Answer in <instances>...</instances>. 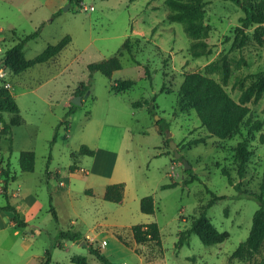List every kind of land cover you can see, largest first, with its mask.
Returning a JSON list of instances; mask_svg holds the SVG:
<instances>
[{
	"label": "rangeland",
	"instance_id": "obj_1",
	"mask_svg": "<svg viewBox=\"0 0 264 264\" xmlns=\"http://www.w3.org/2000/svg\"><path fill=\"white\" fill-rule=\"evenodd\" d=\"M204 2L207 34L196 38L188 33L186 22L169 20L171 8L166 0H0V45L4 51L38 27L40 35L25 45L26 58H33L67 34L72 37L54 58L21 73L3 65L6 77L0 78V84H11L22 120L17 123L14 113L2 115L12 126L13 142L10 149L0 125V171L10 163L9 186L14 189L10 198L18 206L31 205V210L26 214L27 225L18 226L10 223L12 213L0 207V264H42L47 249H51L52 264H78L71 260L75 254L86 255L88 264H103L89 245L120 264H147L146 253L141 255L134 243L127 245L123 240L131 241L128 226L152 221L159 224L162 240L161 249L153 246L150 256L155 264H264V241L257 248L246 245L242 254H234L249 236L259 207L253 194L260 190L264 177V94L259 101L248 103L250 111L240 130L220 139L208 137L195 109L183 107L180 93L184 75L197 71L215 78L238 100L242 89L264 73V24L247 29L241 45L237 29L244 15L242 8L230 0ZM127 37L132 53L124 51L121 69L111 77L90 72L89 63L114 55ZM200 39L208 43L209 52L197 56L192 45ZM225 64L230 68L227 82L223 79ZM128 78L136 80L131 88L112 90L116 81ZM81 83L90 85V94L67 116L69 131L65 123L60 125L52 144L56 126L65 119L70 99ZM143 99H149L150 105H133ZM160 119L169 123L167 130H160ZM257 120L262 122L260 129L255 128ZM168 133L172 135L167 137ZM199 137L206 140L190 143ZM170 139L192 165L190 171L185 170L182 157L176 158ZM243 139L251 157L240 179L235 147ZM82 144L119 154L116 169L122 173L123 165L129 164L134 178L125 200L104 199V181L100 182L97 174L70 170L74 161L71 152ZM31 149L36 156L35 169L23 171L20 153ZM93 159L81 155L79 164L90 169ZM223 168L234 182L241 180L242 191L228 182ZM58 170L71 178L63 189H69L73 201V211L59 205L60 225L76 215L79 230L88 234L79 241L83 244L65 239L63 246L54 245L58 229L49 207ZM3 178L0 175V182ZM175 181V185L164 187ZM88 188L93 194L86 193ZM146 195L155 199L152 214L140 207ZM211 199L210 221L219 230L228 231L229 238L207 245L192 233L178 245L180 232ZM5 201L1 191L0 205ZM53 204L56 208L54 199ZM103 240L107 246H101Z\"/></svg>",
	"mask_w": 264,
	"mask_h": 264
},
{
	"label": "trees",
	"instance_id": "obj_2",
	"mask_svg": "<svg viewBox=\"0 0 264 264\" xmlns=\"http://www.w3.org/2000/svg\"><path fill=\"white\" fill-rule=\"evenodd\" d=\"M134 1V0H131ZM235 4L239 5L244 11V15L239 18L240 26L238 27V33L242 35L240 44H245V31L252 27L253 25L264 24V0H230ZM166 3L171 8V12L168 14V18L171 21H179L187 23V30L191 36L196 38L205 37L207 34V27L203 22V12H204V0H166ZM41 33V27H38L31 33L24 35L19 38L13 46L5 50L4 55V65L9 67L15 73H21L26 69L38 64L47 62L50 59L58 55L71 41V35H65L61 40L56 43L48 44L44 50L33 58H26L24 53V48L26 43L33 38H36ZM256 39L261 43L262 39L256 35ZM208 43L205 40H198L193 43L192 47L194 49V54L197 56L206 54L209 52L207 48ZM132 53V45L130 43V37H127L123 42L122 47L114 55L107 59L99 62H91L88 64L90 72L100 71L108 77L112 76V73L123 67L121 57L124 51ZM230 73V68L227 64L224 67V81L227 82ZM149 74V69L146 68V75ZM136 83V80L128 78L116 81L112 90L116 92H123L131 88ZM90 85L86 83H81L79 87L75 90L74 94H85L89 89ZM180 93L182 97V105L185 108H194L201 124L207 129L209 135L208 137L216 136L220 139H226L230 137L235 131H239L240 127L250 111L248 106L249 102H257L261 99L264 94V73L260 74L255 80H253L249 85L242 89L239 99L233 98L230 93L225 89L224 85L217 81L215 78L203 74L201 72L193 71L187 72L184 75L183 82L180 86ZM155 102V99H153ZM134 106L150 105L149 99L137 100L133 102ZM79 105L69 103V109L66 113L65 119H63L57 126L54 132V137L51 141L53 144L56 141L58 135L59 127L63 123L66 124V129L69 131V120L67 116L71 115L75 108ZM151 110L154 108L152 105ZM4 112L14 113L17 116V123L22 120L20 114V106L15 95L12 93L11 89L4 84H0V125L2 126L1 133L8 136L10 142V149L12 148L13 142V131L11 124L5 122L2 118ZM161 131H165L169 128V123L160 119L157 121ZM256 127L260 129L262 122L260 120L256 121ZM205 137H199L192 139L191 144H198L204 142ZM261 142H264V135L261 136ZM95 150L88 146L87 144H82L77 150L71 152V157L73 158V163L70 165V170L75 171L79 169L80 157L81 155L93 156ZM251 157V151L248 147L247 140L243 139L239 141L235 147V158L237 161V173L241 178L244 177L249 159ZM35 152L33 150L21 151L19 156L20 167L23 171L32 172L35 169ZM183 158V157H182ZM1 167V162H0ZM187 171H190L189 169ZM222 173L228 176V182L235 186V188L242 191L241 180L234 182V179L230 176L229 171L226 168L222 169ZM0 175L4 176L2 190L4 191V196L7 202L0 207L4 210L12 213L11 220L18 226L27 225V221L23 217L22 213L9 201V196L7 194L8 184L11 175L10 163L5 167L1 168ZM49 175V172H48ZM188 182V180H185ZM175 182L169 183L166 186L175 185ZM125 182H114L106 186L104 192V199L121 202L125 194ZM86 193L93 194L91 189H87ZM253 196L258 200L259 207L254 213L252 227L249 236L245 241H242L237 249L235 250V255L242 254V250L246 245L250 247L257 248L260 243L264 241V177L260 186V190L253 194ZM216 197V195L214 196ZM213 203V199L208 202L203 210L193 217V220L186 229L180 232L178 245L184 244L192 233L198 234L200 239L207 245L216 244L225 241L229 238L230 233L228 231H221L210 221L207 214L208 209ZM140 207L142 212L147 214H152L156 210L155 199L152 195H146L141 198ZM50 212L57 224V237L54 245H61V240L68 239L71 241H80L84 238L83 232L80 230L64 229L60 225V219L58 212L53 204V198H50ZM132 240L137 244H145L152 242L157 249H161V229L156 221L148 223H137L133 224L131 227ZM122 238L121 235H119ZM123 240V239H122ZM127 245H131V241L123 240ZM92 253H94L97 258L103 262V264H120L114 262L106 256H104L101 251L89 245ZM154 251V248H153ZM141 253V251L139 250ZM145 254V253H144ZM146 255V254H145ZM72 261L78 264H87V259L83 255H74ZM42 264H52V252L51 249H47L42 260Z\"/></svg>",
	"mask_w": 264,
	"mask_h": 264
},
{
	"label": "crops",
	"instance_id": "obj_3",
	"mask_svg": "<svg viewBox=\"0 0 264 264\" xmlns=\"http://www.w3.org/2000/svg\"><path fill=\"white\" fill-rule=\"evenodd\" d=\"M74 95H76V94H73V96ZM83 96H84V94H83ZM91 148H93L95 150V154L93 155V158H94L93 164L91 165L90 169H85V168L81 167V165L79 164L80 168L75 170V171L85 172L87 175L92 174V173L97 174L100 182H102V180L104 181L103 182L104 184H102L103 185L102 186L103 187V193L105 192L106 186L108 184L114 183V182H125L126 187H125V194H124V198H123V200H125L126 194L128 193V191H127L128 185H129L130 181L133 180V178H134L131 167L129 166V164L123 165L125 168H123L124 173H122L116 169V165H117L116 160H117V156L119 154H116V153H114V152H112L106 148L99 146V145H95L94 147L92 146ZM49 174H50L49 179H51L52 173L49 172ZM119 175H121V176L119 177ZM169 175L172 178L174 177V175L172 173ZM55 177H56L57 182H54L52 184V193H53L54 203H56V209L58 208V210H59L58 215L60 212L59 205L61 207L67 206L68 209L73 211V201L71 199L69 189H65V190L63 189V186L67 183V181L70 183L71 178L70 177L69 178L64 177V175H62V173L59 170L55 173ZM2 185H3V180L0 182V192L3 191ZM9 185L10 184H8V189H7L9 201L17 207V209L22 213V215L25 217V220L27 221L26 214L28 213V211L31 210V205L22 202L23 207H21L20 205L18 206L17 204L13 203L11 198L14 196V189H12ZM88 189H91V188H88ZM91 190L93 192V189H91ZM3 194H4V191H3ZM6 202H7V200L5 201V203ZM5 203H2L1 205H4ZM72 215L67 220V223L64 225L61 224V226L64 229H71L74 231L79 230V226L76 225V219L74 218V217H76V215H74L73 217H72ZM59 216L61 217V215H59ZM10 223L15 225V223L12 220ZM144 223H148V222H144ZM131 226L132 225L128 226L129 229ZM83 235H84V237L88 236V234H85V233H83ZM130 236H131V242L135 244L136 250L139 251L140 249H142L143 252L140 253L141 255H144V253H146L145 257L147 259H149V261H150L147 264H155V261H154L155 258L151 257L152 260H150L151 259L150 256H153V254H154V251H153V245L154 244L152 242H148L145 244H137V243L133 242L131 229H130ZM63 240H65V239H63ZM63 240H61L62 246L64 245ZM76 242L83 244V242H79V241H76ZM149 247H150V249L147 250V248H149ZM75 255H83V254H75ZM83 256L86 257L87 264H88L87 256L86 255H83ZM72 257H71V260H72ZM72 262H74V261H72Z\"/></svg>",
	"mask_w": 264,
	"mask_h": 264
},
{
	"label": "water",
	"instance_id": "obj_4",
	"mask_svg": "<svg viewBox=\"0 0 264 264\" xmlns=\"http://www.w3.org/2000/svg\"><path fill=\"white\" fill-rule=\"evenodd\" d=\"M4 60H5L4 58H2L0 60V65H1L2 62H4ZM89 94H90V91L87 90L84 95L87 97ZM82 97H83L82 94H76V95L71 97L70 102L73 103V104H76V105H81L82 104ZM171 135H172V133H168L167 137H170ZM169 142H170V145L175 149L176 158H181L182 157V153L177 148V144L175 143V141L170 139ZM183 159H184L185 170L191 169L192 165L190 164V162L187 159H185V158H183Z\"/></svg>",
	"mask_w": 264,
	"mask_h": 264
},
{
	"label": "built area",
	"instance_id": "obj_5",
	"mask_svg": "<svg viewBox=\"0 0 264 264\" xmlns=\"http://www.w3.org/2000/svg\"><path fill=\"white\" fill-rule=\"evenodd\" d=\"M91 9H94V7L92 6ZM4 55H5V51L3 50L2 46L0 45V60L2 58H4ZM4 62L1 63L0 65V78H5L6 77V72L4 70ZM4 85L7 86V87H10L11 84L9 82H4ZM174 175V173H172ZM108 242L107 240H103L102 243H101V246H107Z\"/></svg>",
	"mask_w": 264,
	"mask_h": 264
}]
</instances>
